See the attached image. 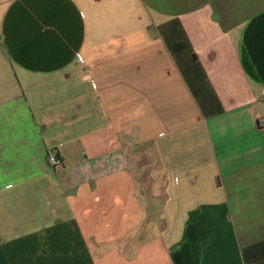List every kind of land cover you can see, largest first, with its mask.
<instances>
[{
  "label": "crops",
  "instance_id": "obj_1",
  "mask_svg": "<svg viewBox=\"0 0 264 264\" xmlns=\"http://www.w3.org/2000/svg\"><path fill=\"white\" fill-rule=\"evenodd\" d=\"M263 122L264 0H0V264H264Z\"/></svg>",
  "mask_w": 264,
  "mask_h": 264
},
{
  "label": "built area",
  "instance_id": "obj_2",
  "mask_svg": "<svg viewBox=\"0 0 264 264\" xmlns=\"http://www.w3.org/2000/svg\"><path fill=\"white\" fill-rule=\"evenodd\" d=\"M263 124H264V122H263ZM49 158L53 164H55V165L60 164V159L54 150L49 151Z\"/></svg>",
  "mask_w": 264,
  "mask_h": 264
}]
</instances>
